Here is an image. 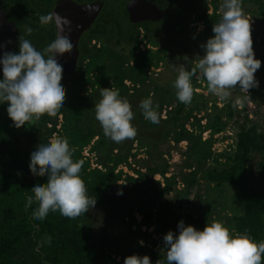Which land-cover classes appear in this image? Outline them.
Listing matches in <instances>:
<instances>
[{"label":"trees","instance_id":"trees-1","mask_svg":"<svg viewBox=\"0 0 264 264\" xmlns=\"http://www.w3.org/2000/svg\"><path fill=\"white\" fill-rule=\"evenodd\" d=\"M8 2L12 14L19 18L22 0ZM104 2L100 16L103 30L94 31L89 39H97L100 47L92 46L91 50L81 52L73 73L62 75L66 90L64 107L55 117L45 114L34 125L16 128L8 127L5 122L0 129V158L4 157L1 160L7 162L12 160V154H19L15 160L20 170L0 166V264H124L125 258L131 255H147L151 264L158 260L167 264L166 246L162 250L157 248L166 226L158 222L162 215L156 208L175 191L176 178H165L166 172L156 167H147L145 172L132 168L135 179L118 170L120 166L130 168V159L156 148L162 141L176 146L181 142L187 144L183 157L187 169L192 170L190 181H185L187 189L197 183L198 177L211 192L234 191L238 208L230 209V219L224 225L236 233L247 232L257 243L264 241V168L259 165L257 176L248 168L253 154L264 153V134L255 126L241 129L233 151L214 155V137L226 131L237 114L236 109L231 103L222 108L214 106L204 125L194 118L187 130L185 125L192 114L206 107L203 96L194 93L191 105H185L176 96V73L164 85H158L155 80L158 76L155 71L160 67L167 69L177 57L181 58L178 53L182 52L179 47L183 39L205 44L214 36L212 28L222 18L217 12L223 0H180L165 20L144 24L141 40L138 25L127 20L123 3ZM242 4L257 8L258 21L264 18L262 0H242ZM193 23L203 26L197 34L191 27ZM142 42L147 44L146 48H140ZM33 46L37 49L36 44ZM187 51L185 47L184 52ZM188 65L187 70H190L192 64ZM202 81L207 89L206 80ZM102 88L118 89L121 98L132 105V124L138 130L134 139L117 144L104 135L95 118V104L102 98ZM152 96H155L153 107L160 115L158 125L145 120L139 107L143 99ZM8 106V102L0 104L3 113ZM167 108L170 110L165 112V119H161V113ZM3 113L0 112V117ZM5 127L8 129L4 130ZM206 132L209 137L203 140ZM53 135L67 138L70 148L76 149L72 158L84 161L80 176L88 195L97 201L92 210L76 219L66 218L57 211L49 212L44 220H35L32 213L38 207L36 202L25 209L26 198L34 195L31 189L47 183L48 179L34 176L30 171L31 153L40 144L49 143ZM86 148L93 155L94 163L90 157L83 156ZM208 162L213 166L207 168ZM156 175L164 180L162 188L153 180ZM255 183L261 185L260 190ZM118 192L123 194L118 195ZM135 198L139 203L121 217L120 223L109 217L122 202ZM212 210L213 205H209L204 211L188 212L185 226L202 231L207 224L222 222L220 214L213 215ZM136 213L141 218L139 222L134 217ZM99 218L101 225L97 224ZM150 228L160 235L159 239L152 238ZM45 237H51L50 244L45 242Z\"/></svg>","mask_w":264,"mask_h":264},{"label":"clouds","instance_id":"clouds-1","mask_svg":"<svg viewBox=\"0 0 264 264\" xmlns=\"http://www.w3.org/2000/svg\"><path fill=\"white\" fill-rule=\"evenodd\" d=\"M135 2L130 0V4ZM220 9L222 18L213 25L214 36L201 45L204 55L190 70L183 65L178 67L174 88L177 99L185 105H191L198 91L192 85L193 77L206 80L208 92L221 102L228 101L235 89L247 93L236 96L233 108H242L251 99L249 90L259 87L254 74L261 67V61L255 58L251 23L243 10L242 0H223ZM84 11L91 13L94 8L86 6ZM39 20L41 25L54 22L57 28L56 38L43 51L19 36V53L3 52L0 57L3 72L0 104L8 102L7 113L16 128L34 125L45 114L55 117L66 100L63 66L57 57L73 49L70 35L64 34L72 32L71 21L57 12L41 15ZM25 32L31 35L33 28L26 26ZM4 47L0 44V49ZM100 95L102 98L95 104V118L104 135L117 144L134 139L138 130L132 124L134 112L130 102L121 98L118 89L102 88ZM139 107L145 120L160 123V115L151 98L143 99ZM75 151L67 138L54 136L31 153L29 168L32 174L48 178L47 183L33 187L34 195L26 198V210L34 202L38 204L32 213L33 219L44 220L49 212L57 211L66 218L76 219L95 207L96 198L88 195L80 176L84 161L72 158ZM177 227L178 235L169 231L163 238L167 264H264V241L255 242L247 232L236 233L218 221L207 224L202 231L185 226L183 220ZM45 242L50 244L51 237H45ZM124 264H151V260L147 255H131L125 258ZM156 264H164V261L158 260Z\"/></svg>","mask_w":264,"mask_h":264},{"label":"rangeland","instance_id":"rangeland-1","mask_svg":"<svg viewBox=\"0 0 264 264\" xmlns=\"http://www.w3.org/2000/svg\"><path fill=\"white\" fill-rule=\"evenodd\" d=\"M262 2L264 3V0H262ZM242 6L245 14L250 19L255 58L261 61V67L254 74L255 78L259 81V87L249 90L251 99L244 105L245 107L235 108L237 114L234 116L233 120L229 122L226 131L214 137L215 143L212 147L214 155L233 151V148L235 147L236 136L241 129H247L251 126H255L259 133L264 134V18L260 21L256 19L258 11L255 6H251L250 4H242ZM211 11V8H209L208 14H210ZM217 13L222 16L220 8L218 9ZM191 27L195 28L194 32L196 34L203 29V26L200 23H193ZM21 33H23L22 30ZM19 36L28 39L33 45L36 44L37 48L40 47L39 44L42 43V41L37 42L36 40H32L29 35H26V32H24V35L21 34ZM140 36L141 34H139V40L142 39ZM194 41L195 40L190 41L188 39H183L181 43L182 45L179 47V50L182 52L178 53L180 54L181 58L177 57L175 59L176 61L171 62L172 64H169L167 69L165 67H160L154 72L155 74H158V76L155 78L158 85H164L169 82L170 78H172L175 73V76H178V67L180 65H183L187 69L189 66L188 64H192V66H194L199 57L204 55V49L201 47L202 43ZM47 45L48 44H46V42H43V44H41L42 50ZM146 46L147 44L145 45L144 42L140 44L141 49L146 48ZM185 47L188 48L187 53L184 52ZM17 52L19 53V38ZM127 84L129 83L127 82ZM192 85L200 86L196 87L198 91H196L195 94L203 96V100L206 101V107L200 112H194L192 114V119L188 124L185 125V129L187 130H190L189 124L192 121L194 122V118L200 119V124L204 125L205 119L207 120L214 106L217 108H222L227 103H231L232 105L236 96L248 95L247 93H241L239 89H235L233 91L232 97L228 101L221 102L215 95L208 92V89L205 88L206 84L204 81H202V79L197 80L195 77H193ZM151 99L154 101L155 96H152ZM169 110L170 109L167 108L161 113V119H165V112ZM4 111L5 113H3V108L0 109V112L3 113L0 117V129H2V127L4 128L3 124L5 122H7L6 125H8V127L14 126L13 121L7 115L8 113L6 112V109H4ZM182 116H184V113ZM58 121L61 122L60 117L58 118ZM8 127H5L4 130H7ZM54 136L55 135H53L51 138ZM208 137V132L203 133V140L207 139ZM186 145L187 144L185 142H181L176 146L172 142L167 143L162 141L157 145L156 148L152 147L148 149L147 152L145 151L144 153H140L136 159H130L129 162L132 164L130 168L125 166H120L118 168V170H123L124 173L133 177L134 179L136 178V175L134 174L132 168H134V170L139 169L142 172H145L147 167H156L159 170H164L166 172L165 178H170L171 176L176 178L175 191L156 208L157 212L160 211V216L162 215V218L160 217L161 221L158 220V222H162L166 226L163 232L165 234L163 235V233H161V239H159L160 235L155 234L154 228H150L148 230L149 233L154 234L152 237L154 240L159 239L157 248L160 250H162L165 246L163 238L169 231H172L174 235L179 234V229L177 227L178 223L183 220L185 224V215L188 212L198 213L202 210H206L209 205H213V215L220 214L222 223L226 224L230 219V209L232 208L237 210L238 208L236 204V198L234 197V191H224L223 193L218 191L211 192V188L207 187L203 181H200L198 177L196 178L197 183H192V186L189 189L186 188L185 181H190L189 173L192 171L187 169L186 160L183 157L186 150ZM83 155L89 156L91 162L94 163L95 159L93 155L89 154L88 148L83 151ZM12 156V160L7 162L1 160L4 159V157H1L0 166L6 169L17 171L19 169V165L15 159L17 158L16 156H19V154H12ZM259 165L264 168V153L253 154L248 164V168L257 176ZM212 166L213 165L211 162L207 163V168ZM153 180L159 183L160 188L163 187L164 180L159 175L154 176ZM255 186L258 190L261 189L260 184L255 183ZM138 203L139 202L136 200V198L124 201L121 203V206L118 208V210L109 217L120 223L121 217L134 208V206ZM134 217L136 218L137 222H139L141 219L137 213L134 214ZM101 223L102 220L99 218L97 224L101 225ZM144 230L145 228H143V231ZM109 235L110 231L107 232L105 239H107Z\"/></svg>","mask_w":264,"mask_h":264},{"label":"flooded vegetation","instance_id":"flooded-vegetation-1","mask_svg":"<svg viewBox=\"0 0 264 264\" xmlns=\"http://www.w3.org/2000/svg\"><path fill=\"white\" fill-rule=\"evenodd\" d=\"M3 3V6L5 10L13 17L17 24L18 33L16 38L12 35V30L7 29V31H4L3 29H0V41L1 44H4L5 47L3 49H0V54L3 55V52H17L18 48V38L19 35H24L26 26L32 27L33 32L31 35H29L32 40L42 41L46 42V44H50L55 38L57 34V28L53 23L48 25H41L39 17L41 15H47L49 12H54L56 6L60 2H71L72 4L76 6H87L95 2H102V7L95 18V20L86 28L84 21L79 22L81 28H84L83 32L78 37L77 42V50L78 55L83 52L84 50H91L92 46H96L97 48L100 47V43L97 41V39H92L91 36L93 35V32L99 29V32H102L101 27V20L100 16L102 15L103 9H104V0H22L20 3V12H19V18L14 16L11 12V6L9 4V0H1ZM114 3H123L124 11L127 15V20L130 21V12L126 9V6L130 3V0H112ZM141 2L140 6L132 8L130 11L135 18L136 22L133 23V25H138L139 34L144 36L145 29L144 24L146 22H160L165 20L175 9L180 0H138ZM61 8V9H60ZM59 13H66L69 12L70 7L68 6H62L59 7ZM165 10H168L167 14L165 15ZM123 11V12H124ZM149 13H153L154 15L151 17V19L148 17ZM164 13V15H163ZM160 16V17H158ZM86 28V29H85ZM21 30L23 33H21ZM105 31V30H104ZM96 35V34H95ZM97 36V35H96ZM11 40L12 43L8 44L7 42ZM40 47L38 51H43ZM47 45V46H48ZM79 58V56H78ZM78 64V59L76 62V67ZM76 69V68H75ZM0 72H2L0 70ZM3 73V72H2Z\"/></svg>","mask_w":264,"mask_h":264},{"label":"water","instance_id":"water-1","mask_svg":"<svg viewBox=\"0 0 264 264\" xmlns=\"http://www.w3.org/2000/svg\"><path fill=\"white\" fill-rule=\"evenodd\" d=\"M141 2L136 0L134 4H128L126 6V9L130 12V21L132 23L136 22L135 18L133 17L131 13V9L140 6ZM62 6H68L70 7L69 12L66 13H59V7ZM87 6H92L94 8V11L91 13L85 12L84 8L86 6H76L72 4L71 2H60L57 4L54 12L59 13L62 17H67L71 21V26H72V32L69 34L65 32V35H70V38L73 41V49L71 52L65 53L63 56H58V62L63 66V74L64 75H70L73 73V71L76 68V62L78 59V50H77V42H78V37L79 35L84 31V28L77 27L81 26L80 23L84 21L85 27L87 28L97 17L101 7H102V2H95ZM135 6V7H134ZM168 10H165V15L167 14ZM149 18L154 15L153 13L148 14ZM164 15V13H163ZM160 17V16H158ZM80 22V23H79ZM85 28V29H86ZM0 29H3L4 31H7V29L12 30V35L16 38L18 29H17V24L13 17L5 10L2 1L0 0ZM1 44V41H0ZM0 57H2V54H0ZM0 70L2 71V65H0Z\"/></svg>","mask_w":264,"mask_h":264},{"label":"built area","instance_id":"built-area-1","mask_svg":"<svg viewBox=\"0 0 264 264\" xmlns=\"http://www.w3.org/2000/svg\"><path fill=\"white\" fill-rule=\"evenodd\" d=\"M125 85H127V86H128L129 84H127V82H125ZM135 146H136V145L134 144V147H135ZM84 151H85V150H84ZM83 156H84V157H89V156H87V155H86V156H85V155H83ZM94 167H96V166H95V165H94V166L92 165V168H94ZM97 168H98V169H100V167H97Z\"/></svg>","mask_w":264,"mask_h":264}]
</instances>
